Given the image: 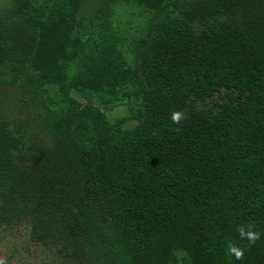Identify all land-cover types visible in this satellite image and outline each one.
I'll use <instances>...</instances> for the list:
<instances>
[{
	"label": "trees",
	"instance_id": "obj_1",
	"mask_svg": "<svg viewBox=\"0 0 264 264\" xmlns=\"http://www.w3.org/2000/svg\"><path fill=\"white\" fill-rule=\"evenodd\" d=\"M0 85L40 264H264V0H0Z\"/></svg>",
	"mask_w": 264,
	"mask_h": 264
},
{
	"label": "rangeland",
	"instance_id": "obj_2",
	"mask_svg": "<svg viewBox=\"0 0 264 264\" xmlns=\"http://www.w3.org/2000/svg\"><path fill=\"white\" fill-rule=\"evenodd\" d=\"M7 97L11 99L12 95ZM70 99L76 98H68V100ZM103 111L109 118L124 114L123 107H108L104 108ZM19 115L24 118L23 112ZM20 160L26 161L25 158H20ZM26 234L22 225L16 229L0 227V264H40L39 260L44 256L43 253L40 254L41 247L31 243Z\"/></svg>",
	"mask_w": 264,
	"mask_h": 264
},
{
	"label": "clouds",
	"instance_id": "obj_3",
	"mask_svg": "<svg viewBox=\"0 0 264 264\" xmlns=\"http://www.w3.org/2000/svg\"><path fill=\"white\" fill-rule=\"evenodd\" d=\"M182 118H184L182 113H180V112H173L172 113L171 119H172L173 123L179 124V122ZM241 256H242V253L239 254L238 258H240Z\"/></svg>",
	"mask_w": 264,
	"mask_h": 264
},
{
	"label": "flooded vegetation",
	"instance_id": "obj_4",
	"mask_svg": "<svg viewBox=\"0 0 264 264\" xmlns=\"http://www.w3.org/2000/svg\"><path fill=\"white\" fill-rule=\"evenodd\" d=\"M16 228H17V227H16ZM16 228H15V229H16ZM10 229H13V227H11Z\"/></svg>",
	"mask_w": 264,
	"mask_h": 264
}]
</instances>
